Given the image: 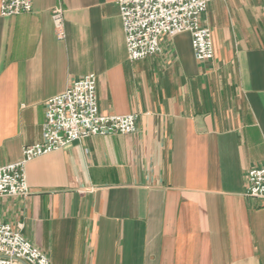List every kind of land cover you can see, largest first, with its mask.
Returning a JSON list of instances; mask_svg holds the SVG:
<instances>
[{
  "label": "crops",
  "instance_id": "0c3cea01",
  "mask_svg": "<svg viewBox=\"0 0 264 264\" xmlns=\"http://www.w3.org/2000/svg\"><path fill=\"white\" fill-rule=\"evenodd\" d=\"M201 22L212 59L184 32L130 61L117 0L0 14V165L42 140L47 100L84 75L102 113L137 115L132 134L35 157L29 195L0 197V221L52 264H264V199L246 181L264 166V0L213 1Z\"/></svg>",
  "mask_w": 264,
  "mask_h": 264
},
{
  "label": "built area",
  "instance_id": "2783aa9c",
  "mask_svg": "<svg viewBox=\"0 0 264 264\" xmlns=\"http://www.w3.org/2000/svg\"><path fill=\"white\" fill-rule=\"evenodd\" d=\"M216 0H117L130 61L160 53L161 39L191 34L195 58L214 56L212 31L201 22L209 3ZM33 0H1L0 14L13 16L30 12ZM58 39L66 38L65 14L61 6L52 11ZM137 115L104 114L100 111L95 73L82 76L46 103L42 140L25 145L22 158L0 165V197L30 193L26 165L40 155L66 148L94 135L132 134ZM247 194L264 199V166L248 170ZM0 264H52L49 256L9 223L0 221Z\"/></svg>",
  "mask_w": 264,
  "mask_h": 264
}]
</instances>
